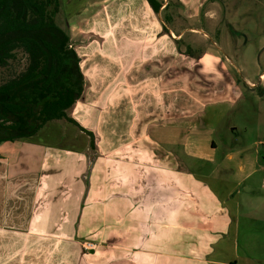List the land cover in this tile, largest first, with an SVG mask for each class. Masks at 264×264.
Here are the masks:
<instances>
[{"label":"crops","instance_id":"obj_1","mask_svg":"<svg viewBox=\"0 0 264 264\" xmlns=\"http://www.w3.org/2000/svg\"><path fill=\"white\" fill-rule=\"evenodd\" d=\"M157 2L158 13L146 0H61L84 76L69 111L80 128L52 121L0 144V264H225L217 247L241 209L212 180L233 166L263 186L260 153L239 158V128L225 123L261 101L258 83L231 40L192 25L213 20L217 0ZM256 197L247 211L264 245Z\"/></svg>","mask_w":264,"mask_h":264},{"label":"trees","instance_id":"obj_2","mask_svg":"<svg viewBox=\"0 0 264 264\" xmlns=\"http://www.w3.org/2000/svg\"><path fill=\"white\" fill-rule=\"evenodd\" d=\"M146 1L160 11L157 0ZM60 8V0H0V77L20 54L26 61L0 82V144L30 138L52 121L80 128L69 111L84 92V76L69 36L55 23Z\"/></svg>","mask_w":264,"mask_h":264},{"label":"rangeland","instance_id":"obj_3","mask_svg":"<svg viewBox=\"0 0 264 264\" xmlns=\"http://www.w3.org/2000/svg\"><path fill=\"white\" fill-rule=\"evenodd\" d=\"M211 15L213 20L210 22H206L203 18L201 22L192 25L201 27L204 31L217 33L218 39L223 37L224 40L225 38L231 40L233 44L227 43L229 45H226L227 52L229 49L233 51L236 49L237 53H241L240 55L245 54L248 77L258 83L254 92L261 97V101L255 100L246 105L240 114L235 110L226 117L225 123H232L239 128L237 145L230 146L237 147L235 152L242 150L239 158L260 153L259 165L262 167L264 166V88L262 89L261 84L264 85V81L259 84V75L264 74V0H217L215 11ZM55 23L62 30L65 28L60 13L56 16ZM189 24L191 23H180L182 28L189 27ZM25 62L23 54H20L17 62L1 71L0 82H3L12 71H21ZM220 128L224 130L225 127L220 126ZM229 134L232 135L231 132ZM222 151L228 150L221 149L220 154L223 153ZM222 157L220 155L219 158ZM197 165L193 164V170H197ZM250 167L247 166V169L250 170ZM234 168L231 166L227 171H219L212 180L213 189L217 194L223 196L230 193L229 199L225 200L226 206L232 210L241 209V213L236 218L238 224L232 227L231 240L217 247L219 251L216 259L225 264H264V245L256 244V239L263 237L260 236L263 230H258L261 224L254 220L258 215H249L247 211L248 208L259 206L256 196H264V178L258 183V186L262 184L263 186L257 188L253 183L255 179L240 182ZM262 174L264 176V172ZM258 175L261 174H257L255 178ZM251 191H253L252 199L249 194Z\"/></svg>","mask_w":264,"mask_h":264},{"label":"built area","instance_id":"obj_4","mask_svg":"<svg viewBox=\"0 0 264 264\" xmlns=\"http://www.w3.org/2000/svg\"><path fill=\"white\" fill-rule=\"evenodd\" d=\"M96 244L91 243V242H84L82 243V249L85 252H90V251H94L96 249Z\"/></svg>","mask_w":264,"mask_h":264}]
</instances>
